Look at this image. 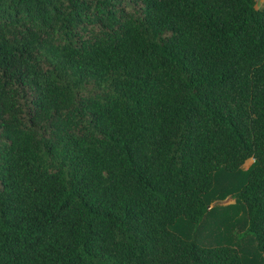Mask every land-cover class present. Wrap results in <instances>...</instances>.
<instances>
[{"label": "trees", "instance_id": "16d2710c", "mask_svg": "<svg viewBox=\"0 0 264 264\" xmlns=\"http://www.w3.org/2000/svg\"><path fill=\"white\" fill-rule=\"evenodd\" d=\"M223 177L246 225L203 245ZM248 238L264 261V0H0V264H246Z\"/></svg>", "mask_w": 264, "mask_h": 264}, {"label": "rangeland", "instance_id": "374dc122", "mask_svg": "<svg viewBox=\"0 0 264 264\" xmlns=\"http://www.w3.org/2000/svg\"><path fill=\"white\" fill-rule=\"evenodd\" d=\"M263 0H257L258 4H260ZM253 162V159H248L242 166V169L245 170L249 167V165ZM242 179V177L240 178ZM233 181L239 183V180L236 178ZM227 183H224V177L220 179V183H217L215 196L214 198L207 199L209 203V211L205 215L203 222L199 224L191 223L187 221L183 217H178L175 221V225L178 221H187L191 228L195 232L194 237L196 240L203 245H210L216 243H235L234 232L241 231L244 229L246 225V212L244 207L236 201L231 196V190L224 191ZM224 191V192H223ZM225 193V194H223ZM241 255L244 258L246 264H264L261 256L257 255V252L254 250L252 246L251 239L248 238L246 240H238L235 245ZM255 258V261H253Z\"/></svg>", "mask_w": 264, "mask_h": 264}]
</instances>
